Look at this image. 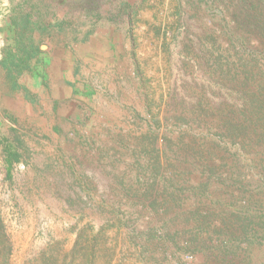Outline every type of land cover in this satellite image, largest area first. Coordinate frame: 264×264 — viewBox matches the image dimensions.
Here are the masks:
<instances>
[{"label":"rangeland","instance_id":"rangeland-1","mask_svg":"<svg viewBox=\"0 0 264 264\" xmlns=\"http://www.w3.org/2000/svg\"><path fill=\"white\" fill-rule=\"evenodd\" d=\"M73 2L0 0V264H217L228 0Z\"/></svg>","mask_w":264,"mask_h":264},{"label":"trees","instance_id":"trees-1","mask_svg":"<svg viewBox=\"0 0 264 264\" xmlns=\"http://www.w3.org/2000/svg\"><path fill=\"white\" fill-rule=\"evenodd\" d=\"M228 6L226 38L215 48L214 64L234 95L225 129L216 133L227 143L230 200L217 202L222 212L216 206L213 215L202 216V224L215 222L211 235L199 237L201 225L194 234L217 264H264V0H228Z\"/></svg>","mask_w":264,"mask_h":264},{"label":"built area","instance_id":"built-area-1","mask_svg":"<svg viewBox=\"0 0 264 264\" xmlns=\"http://www.w3.org/2000/svg\"><path fill=\"white\" fill-rule=\"evenodd\" d=\"M0 19H1V13H0ZM3 40H2V36H1V33H0V47H1V45L3 44V42H2Z\"/></svg>","mask_w":264,"mask_h":264},{"label":"flooded vegetation","instance_id":"flooded-vegetation-1","mask_svg":"<svg viewBox=\"0 0 264 264\" xmlns=\"http://www.w3.org/2000/svg\"><path fill=\"white\" fill-rule=\"evenodd\" d=\"M73 1H74L73 4H77L78 1H84V0H73Z\"/></svg>","mask_w":264,"mask_h":264}]
</instances>
